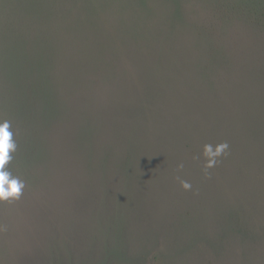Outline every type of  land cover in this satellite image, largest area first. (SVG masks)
Returning <instances> with one entry per match:
<instances>
[{
	"label": "rangeland",
	"instance_id": "374dc122",
	"mask_svg": "<svg viewBox=\"0 0 264 264\" xmlns=\"http://www.w3.org/2000/svg\"><path fill=\"white\" fill-rule=\"evenodd\" d=\"M70 1L0 0L6 167L26 182L0 202V264H264V37L240 23L210 48L205 0L77 21Z\"/></svg>",
	"mask_w": 264,
	"mask_h": 264
},
{
	"label": "trees",
	"instance_id": "16d2710c",
	"mask_svg": "<svg viewBox=\"0 0 264 264\" xmlns=\"http://www.w3.org/2000/svg\"><path fill=\"white\" fill-rule=\"evenodd\" d=\"M81 3L79 0H71L67 6H63L72 14L70 20L108 16L105 6H102V0H86L84 5ZM204 6L207 18L201 20L196 27L198 34L208 39L210 48L218 45L225 29L229 30L232 27L235 29L240 23L248 25L264 37V0H205ZM217 35L219 38L213 37ZM209 37H212L211 41Z\"/></svg>",
	"mask_w": 264,
	"mask_h": 264
},
{
	"label": "clouds",
	"instance_id": "9594fccd",
	"mask_svg": "<svg viewBox=\"0 0 264 264\" xmlns=\"http://www.w3.org/2000/svg\"><path fill=\"white\" fill-rule=\"evenodd\" d=\"M11 121L7 119H0V202L15 201L20 199L23 190L26 187V182L19 176L14 175L6 166L13 159L11 153H14L17 144L13 139V131H10ZM229 144L224 141L216 144L206 143L202 148V155L204 157V169L207 173L208 169L217 166L221 158L226 157L229 152ZM178 170L183 169V163L179 164ZM180 186L183 190L189 191L192 189V184L180 179Z\"/></svg>",
	"mask_w": 264,
	"mask_h": 264
}]
</instances>
